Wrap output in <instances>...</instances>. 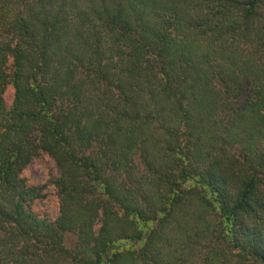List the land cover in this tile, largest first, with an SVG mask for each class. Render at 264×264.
<instances>
[{"label": "trees", "instance_id": "16d2710c", "mask_svg": "<svg viewBox=\"0 0 264 264\" xmlns=\"http://www.w3.org/2000/svg\"><path fill=\"white\" fill-rule=\"evenodd\" d=\"M0 264H264V0H0Z\"/></svg>", "mask_w": 264, "mask_h": 264}, {"label": "rangeland", "instance_id": "374dc122", "mask_svg": "<svg viewBox=\"0 0 264 264\" xmlns=\"http://www.w3.org/2000/svg\"><path fill=\"white\" fill-rule=\"evenodd\" d=\"M4 99L7 106H9L13 99V90L11 87H8L5 91ZM57 174V167L46 154L35 158L23 171V176L26 178L28 184L34 186L48 184L50 178L56 177ZM45 192V197L35 202L34 209L38 214L54 219L57 215L58 206L55 192L51 186H47Z\"/></svg>", "mask_w": 264, "mask_h": 264}]
</instances>
